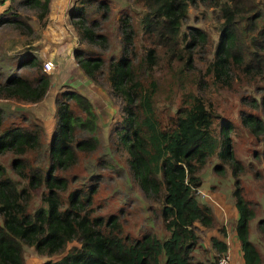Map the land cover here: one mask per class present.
<instances>
[{"label": "trees", "instance_id": "16d2710c", "mask_svg": "<svg viewBox=\"0 0 264 264\" xmlns=\"http://www.w3.org/2000/svg\"><path fill=\"white\" fill-rule=\"evenodd\" d=\"M91 1L82 0L70 17L76 19L73 24L81 42L104 48L106 36L95 31L97 21L86 22L85 9ZM137 1L145 7L140 19L141 31L152 40V46H148L145 52V63L151 69L157 64V48L161 47L165 55L181 64L180 71L185 68L191 70L190 65L194 64L195 58L193 60L189 50L192 51L194 45L204 47L208 44L205 34L197 28L189 30L190 39L185 37L182 26L191 7L208 3L221 13L223 22L214 49L215 58L208 63L207 74L218 84L229 85L231 58L232 65L238 67L241 75L259 76L264 83V59L260 56L251 58L253 52L247 50L239 51L240 43L247 37H253L252 32L256 29L252 42L260 46L261 41L260 47L264 52V0ZM20 2L39 9L40 19L49 10L50 0ZM101 6L107 13V3L102 1ZM243 16H246L244 20H248V24L241 28L236 20ZM4 22L10 20L0 23ZM253 23L261 27L252 26ZM119 28L123 35V51L117 60L109 62L105 74L111 96L120 97L123 101L122 120L113 132L116 145L127 154L132 179L145 195L158 200L162 230H148L137 236L123 233L117 217L104 219L95 213L92 203L95 185L75 186L69 190L65 175L57 174V171H66L74 166L77 152L94 151L99 141L98 114L92 102L79 90L66 88L55 97L56 125L46 146V161L41 168L32 166L28 160L31 151L43 149L37 126L28 129L10 125L1 129L3 110L0 108V154L12 152L17 156L11 161V169L16 176L7 175L6 168L0 164V264H24V246L48 257L41 264H161L162 258L164 264H215L217 256L228 250L223 238L226 233L221 226L217 235L209 237L215 256L206 255L205 260L198 258L208 251L201 242V233L212 230L216 222L208 199L212 202L217 200L211 193L206 195L202 191L204 182L199 171L211 156L230 164L234 175L241 169L234 158L232 126L223 121L219 131L215 132L213 114L199 96L194 97L186 109L179 110L170 124L163 125L156 114V84L150 81L145 86L137 72L143 66L142 62L135 65L130 58L134 31L126 13L119 19ZM74 57L80 76L99 85L97 78L104 65L101 54L74 49ZM29 58L28 64L38 67L41 63L35 56ZM50 79L40 70L34 82L12 75L5 84L0 83V92L6 98L37 102L46 96ZM66 84V81L61 83ZM73 105L79 111L76 114ZM260 105L264 107V97ZM82 113L83 116L78 115ZM241 121L254 135L264 133L263 120L245 114ZM76 130L88 135L81 134L82 137L76 139ZM262 162L264 164V152ZM222 167L221 164L215 165V172H222ZM22 181L26 183L23 185ZM40 187L45 188L41 197L44 205L29 212V190ZM209 188L215 190V194L223 195L215 184ZM230 200L238 214L234 230L244 264H264L249 227L255 213L238 180L234 182ZM217 204L215 202V206ZM258 225L263 234L264 220H260ZM73 241L78 245L70 247L59 259H49L65 252Z\"/></svg>", "mask_w": 264, "mask_h": 264}, {"label": "rangeland", "instance_id": "374dc122", "mask_svg": "<svg viewBox=\"0 0 264 264\" xmlns=\"http://www.w3.org/2000/svg\"><path fill=\"white\" fill-rule=\"evenodd\" d=\"M81 1L54 0L53 2L50 0V10L40 19L39 9L24 6L20 0L13 2L0 0V22L10 20V22L0 23V83L5 84L12 75H18L34 82L38 77V71L44 72L42 62L46 59L53 60L49 57L50 54L59 57L62 67L61 72L55 77L52 75L47 94L40 101L27 102L6 98L0 92V108L3 110L1 129L10 125L33 129L36 125L43 149L31 151L28 160L32 166L41 168L46 161V146L56 125L55 97L60 90L66 88L79 90L92 102L98 114L99 141L94 151L77 152V162L74 166L66 171H57V174L65 175L69 182V190L75 186L95 185L96 193L92 201L95 213L104 219L111 216L117 217L123 233L137 236L148 230L161 231L158 200L145 195L132 179L128 170L127 154L116 145L117 140L113 132L114 128L119 127L116 124L122 120L123 101L120 97L111 96V88L105 74L109 62L117 60L122 54L124 43L119 28V19L126 13L134 31L133 53L130 58L135 65L139 61L142 62L143 66L137 72L142 76L141 79L145 86L150 81L156 84V114L161 123L170 124L179 110L186 109L194 97L199 96L213 114L212 125L215 132L219 131L223 121L229 122L232 126L234 158L240 163L241 169L234 175L230 164L221 162L216 156H211L199 171V175L205 184V189L206 186L215 184L229 202H231L230 195L234 182L238 180L239 186L243 188L245 199L255 213L249 227L253 241L264 260V233L262 234L258 225L260 220H264V164L262 162L264 133L254 135L241 121L245 114H251L264 121V107L260 105V100L264 97V83L259 76L251 78L241 75L238 67L232 65L231 58L228 65L232 74L229 85L218 84L210 74H207V65L215 58L214 49L223 22L221 13L208 3L198 4L189 9V14L182 26L185 37L190 39L189 30L197 28L205 34V42L208 44L204 47L194 45L192 51L189 50L193 60L195 58L194 64L190 65L191 70L185 68L180 71L181 64H177L172 57L165 55V50L161 47L157 48V64L151 69L145 63V52L148 46H152V40L143 35L141 31L140 19L145 12V7L141 2L137 0H92L86 6L87 24L97 21L95 31L106 36L103 48L79 40L73 24V20L76 21V19L70 17V14L80 6ZM102 1L107 3V13L101 6ZM245 17L236 20V24L241 28L248 24V20H244ZM252 26L261 27L256 23ZM255 33L256 29L252 32L253 37H247L240 43L239 51L247 50L250 53L253 52L251 58L260 56L264 59V52L260 47L261 41L260 46L252 42ZM74 49L101 54L104 65L102 74L99 79L97 78L99 85L80 76ZM43 52L45 56H42ZM32 56L41 62L38 67L28 64L31 60L29 57ZM59 66L55 68L54 73ZM65 81L68 84L61 85ZM73 107L75 114L78 113L76 107L74 105ZM78 115L83 116V113ZM75 134L76 139L82 137L81 134L88 135L87 132L81 133L79 130H76ZM15 157L17 156L12 152L0 154V164L6 168L9 176L15 175L11 169V161ZM217 164L223 166L222 172H215ZM25 183L21 182L23 185ZM44 192L43 187L29 190V212L44 205L41 199ZM215 192L210 188V193ZM62 196L65 198L66 194L63 193ZM208 201L211 206H214L215 202L218 203V209L224 206L215 199L213 202L209 199ZM227 227L230 228V225ZM214 228H221L217 219ZM208 234L209 231L201 233L203 236L201 242L204 247L208 248V251L198 255L201 260H205L206 255L211 258L215 256L214 250L209 247ZM74 245L78 243L76 241L69 243L65 252L51 256L49 259H59ZM23 255L25 262L32 259V264H41L48 258L37 254L33 248L27 246L23 247ZM161 264H164V258L161 259Z\"/></svg>", "mask_w": 264, "mask_h": 264}, {"label": "crops", "instance_id": "0c3cea01", "mask_svg": "<svg viewBox=\"0 0 264 264\" xmlns=\"http://www.w3.org/2000/svg\"><path fill=\"white\" fill-rule=\"evenodd\" d=\"M5 1H9V0H5ZM5 1H3V2H5ZM53 2H54V0H53ZM49 10H50V7H49ZM44 52H46V51H44ZM44 52L42 53V56H45ZM49 54H50V52H49ZM49 57H51L53 59V61H55L54 63L56 65V67H58V65H60L59 68L56 70V74H55V76H56L58 71L61 68V62L59 60V57L53 56L51 54L49 55ZM55 76H53V77H55ZM50 85H51V83H50ZM203 186H204V188L202 191L210 194L209 186H206L207 190L205 189V184ZM211 194L213 195L214 198L217 199V201L220 202V204L224 205V206H220L221 209H218V207L215 205L212 206V208H213L214 215H215L217 221L219 222V225L225 227L224 231H225L226 235L223 238H224V241L227 244V248L231 254L232 264H244V260H243L242 252H241V248H240V243L237 239L236 231L234 230V227H233V223H235V221L238 217L237 211L233 208L232 203L228 201L227 197L224 194L223 195H221V194L217 195L215 193H211ZM228 225H230V228L227 227ZM218 229L219 228H213L212 230H209L208 242H209L210 236L217 235ZM202 237L203 236H201V241H202ZM24 264H32V259L26 260V262Z\"/></svg>", "mask_w": 264, "mask_h": 264}, {"label": "built area", "instance_id": "2783aa9c", "mask_svg": "<svg viewBox=\"0 0 264 264\" xmlns=\"http://www.w3.org/2000/svg\"><path fill=\"white\" fill-rule=\"evenodd\" d=\"M55 68V63L50 59H46L42 62V69L49 77H52V75L55 76ZM215 264H232L231 254L229 250H227L223 254H219L216 258Z\"/></svg>", "mask_w": 264, "mask_h": 264}]
</instances>
